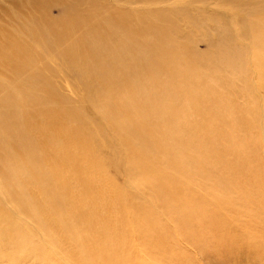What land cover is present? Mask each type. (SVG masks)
<instances>
[{
  "label": "bare ground",
  "instance_id": "6f19581e",
  "mask_svg": "<svg viewBox=\"0 0 264 264\" xmlns=\"http://www.w3.org/2000/svg\"><path fill=\"white\" fill-rule=\"evenodd\" d=\"M135 2L31 0L40 17L3 33L0 264L144 263L168 245L167 219L214 249L253 238L232 225L263 179L251 136L264 130V0ZM202 35L215 38L206 50ZM55 59L77 100L45 72ZM114 165L134 187H119Z\"/></svg>",
  "mask_w": 264,
  "mask_h": 264
},
{
  "label": "rangeland",
  "instance_id": "374dc122",
  "mask_svg": "<svg viewBox=\"0 0 264 264\" xmlns=\"http://www.w3.org/2000/svg\"><path fill=\"white\" fill-rule=\"evenodd\" d=\"M132 6H140L141 3L138 0ZM31 0H0V44L3 37V33L6 32L12 36V33L17 30V25L19 22L28 20L31 15L40 17V12L33 8L30 4ZM166 2H162L161 5L167 7L165 4ZM183 8V7H182ZM64 10L63 5L52 2L49 5L48 11L54 17H59L62 15V11ZM208 11H215L212 7H207ZM197 12V11H196ZM22 24V23H21ZM186 22H180V26L182 28L185 27ZM165 36H167V32L169 28L160 29L163 31ZM167 30V31H165ZM208 34H213V28H206L205 29ZM23 36L25 39H28L32 47L38 49L40 47L33 39L32 31L25 30ZM215 41L214 36H204L202 35L200 38L198 37L196 41V47L200 50H206L213 45ZM36 51V50H35ZM44 59V57H43ZM59 68V63L57 60H50L47 64H45L44 70L45 72L51 77L54 81L56 87L66 96L77 100L79 96L83 93L81 86L76 82L75 78L70 75L65 67H63V71H58L56 73V69ZM52 73L53 75H51ZM68 73V74H67ZM263 119V118H262ZM262 122V121H261ZM260 122V125H261ZM264 122V119H263ZM260 125L257 127V132L255 131L252 134V140L255 141L256 147L258 148L257 157L259 163V176H263L261 182L259 181L256 184L257 191L254 193L253 197L256 199V203L251 207H247L243 213V215L239 216V221H235V223L239 224V226H234L236 230L245 229L249 234L253 236L252 239H249V235L246 237V233L243 232L241 239L239 240V244L241 246H245L243 249H247L246 251H242V247L239 248L240 251L232 248V246H225L219 245V247L211 248L209 245H200L194 239H191L189 234L185 232V229L178 228L176 225L168 220L166 217L162 216L160 219L163 218L166 220V231L169 239L168 245L164 249H157L155 251L149 252L147 260L144 263L137 262L136 264H264V248L260 245V240L262 234H264V218L260 217H251V213L254 211H258L257 207H260L263 214H264V130L262 131ZM260 130V132H259ZM262 131V134H261ZM259 132V133H258ZM101 145V144H100ZM106 147V145H105ZM107 158H109V152H104ZM247 161H244L242 164L240 163L241 169L233 168L234 170L237 169L240 175L244 176V174H248L249 171L246 165ZM114 167L108 168L110 174L114 175L117 181H119L118 185L120 188L129 189L134 187L127 179L123 178L119 174V171ZM239 168V167H238ZM122 178V179H121ZM124 179V180H123ZM248 183V180H246ZM117 188V187H116ZM257 197V198H256ZM259 199V200H258ZM244 202H247V198H244ZM259 202V203H258ZM237 205H240V202H237ZM220 224L222 221L230 222V216L228 211L222 212L220 215ZM182 221L185 223H189L190 217H183L181 218ZM247 221V222H246ZM196 226L195 221L191 223L192 230ZM197 227V226H196ZM225 227H228L225 226ZM209 229L206 231L208 232ZM189 231V230H188ZM200 236V240L202 238L201 233L197 232ZM244 235V236H243ZM227 235L222 236L219 241L220 243L226 242ZM248 238V239H247ZM101 239V238H100ZM216 239V237H213ZM243 242L245 244H243ZM196 243V244H195ZM131 245V243H130ZM252 245V247H251ZM92 246V244H91ZM95 246V244H93ZM129 244L127 246V249ZM131 247V246H130ZM138 247H141L138 244ZM207 247V249H206ZM210 249H209V248ZM110 247L105 248L107 253L105 254L108 259L111 258L112 261L116 259V253L109 251ZM205 248V249H203ZM218 248V249H216ZM220 248V249H219ZM250 249V250H249ZM95 250V247H94ZM209 250V251H208ZM253 250V251H252ZM256 250V251H255ZM263 250V251H262ZM208 251V252H207ZM222 251V252H220ZM252 251V252H250ZM109 252V253H108ZM219 252V253H218ZM259 252V254H258ZM262 252V253H261ZM96 254V250L94 252ZM221 253V254H220ZM249 253V254H247ZM252 254V255H250ZM254 254V255H253ZM114 255L116 257L114 258ZM223 255V256H222ZM248 255V256H247ZM221 258H220V257ZM107 258H105L107 260ZM153 259V260H152ZM106 264V262H104Z\"/></svg>",
  "mask_w": 264,
  "mask_h": 264
}]
</instances>
